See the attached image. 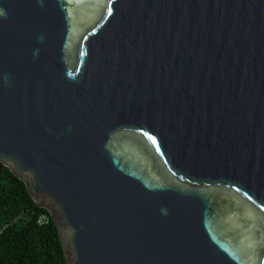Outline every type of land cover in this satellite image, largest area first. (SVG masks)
I'll return each instance as SVG.
<instances>
[{
  "label": "water",
  "instance_id": "obj_1",
  "mask_svg": "<svg viewBox=\"0 0 264 264\" xmlns=\"http://www.w3.org/2000/svg\"><path fill=\"white\" fill-rule=\"evenodd\" d=\"M0 7V163L67 264H264V0Z\"/></svg>",
  "mask_w": 264,
  "mask_h": 264
},
{
  "label": "trees",
  "instance_id": "obj_2",
  "mask_svg": "<svg viewBox=\"0 0 264 264\" xmlns=\"http://www.w3.org/2000/svg\"><path fill=\"white\" fill-rule=\"evenodd\" d=\"M47 224H38L41 215ZM0 264H67L50 214L36 206L26 184L0 163Z\"/></svg>",
  "mask_w": 264,
  "mask_h": 264
},
{
  "label": "clouds",
  "instance_id": "obj_3",
  "mask_svg": "<svg viewBox=\"0 0 264 264\" xmlns=\"http://www.w3.org/2000/svg\"><path fill=\"white\" fill-rule=\"evenodd\" d=\"M40 2L43 3V0H40ZM7 16H8L7 10L4 9V8H2V7H0V18H2V19H6ZM39 39L41 40V42H43V39H44V38H43V36H41ZM34 54H35V55H38V54H39V50L37 49V50L35 51ZM8 79H9V76L6 74V75L4 76V80H5V82H7Z\"/></svg>",
  "mask_w": 264,
  "mask_h": 264
},
{
  "label": "built area",
  "instance_id": "obj_4",
  "mask_svg": "<svg viewBox=\"0 0 264 264\" xmlns=\"http://www.w3.org/2000/svg\"><path fill=\"white\" fill-rule=\"evenodd\" d=\"M48 221H49V216L46 215V214H43V215H41V216L39 217V219H38L37 222H38L39 225H42V224H47Z\"/></svg>",
  "mask_w": 264,
  "mask_h": 264
}]
</instances>
